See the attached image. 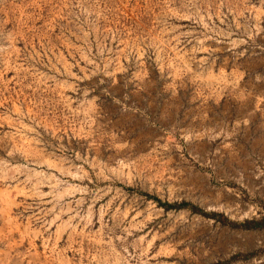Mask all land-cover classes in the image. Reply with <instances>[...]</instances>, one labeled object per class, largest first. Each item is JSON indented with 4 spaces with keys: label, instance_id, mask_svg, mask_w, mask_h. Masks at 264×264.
Segmentation results:
<instances>
[{
    "label": "rangeland",
    "instance_id": "rangeland-1",
    "mask_svg": "<svg viewBox=\"0 0 264 264\" xmlns=\"http://www.w3.org/2000/svg\"><path fill=\"white\" fill-rule=\"evenodd\" d=\"M0 264H264V0H0Z\"/></svg>",
    "mask_w": 264,
    "mask_h": 264
}]
</instances>
